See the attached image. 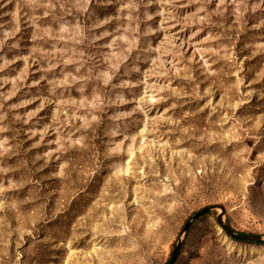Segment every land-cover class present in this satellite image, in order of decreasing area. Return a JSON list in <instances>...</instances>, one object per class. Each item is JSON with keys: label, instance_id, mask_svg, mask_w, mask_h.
<instances>
[{"label": "rangeland", "instance_id": "obj_1", "mask_svg": "<svg viewBox=\"0 0 264 264\" xmlns=\"http://www.w3.org/2000/svg\"><path fill=\"white\" fill-rule=\"evenodd\" d=\"M208 206L264 236V0H0V264H167ZM219 214L176 264H264Z\"/></svg>", "mask_w": 264, "mask_h": 264}, {"label": "bare ground", "instance_id": "obj_2", "mask_svg": "<svg viewBox=\"0 0 264 264\" xmlns=\"http://www.w3.org/2000/svg\"><path fill=\"white\" fill-rule=\"evenodd\" d=\"M98 205L96 204V205L92 206V208L89 209V213L84 218V222L81 224L82 225L81 238H83L84 233H87L85 231L91 230L93 226L95 227V229H93V231L96 230V233H98V232H100V229L101 230H106V229L109 230V227L113 226L117 222L116 218H104L103 213H104V211H106V206H98ZM84 206H85V204L80 206L78 211L84 212L85 209H87L86 207L84 208ZM95 223L99 224L98 227L100 229L97 228V225ZM144 235L145 234L140 235L139 233L134 235V236H136V241H135L136 246H135L134 250L131 251V250H127V249H119L118 253H116V254L118 256L121 255L126 260H129L132 257V255L139 253V252H142L145 248L148 247V243L150 240V239L146 238ZM100 263L101 264H114L112 259L108 258L107 256H104L100 260Z\"/></svg>", "mask_w": 264, "mask_h": 264}, {"label": "water", "instance_id": "obj_3", "mask_svg": "<svg viewBox=\"0 0 264 264\" xmlns=\"http://www.w3.org/2000/svg\"><path fill=\"white\" fill-rule=\"evenodd\" d=\"M218 210L220 211V214L217 216V221L222 228V230L230 237L233 239L237 240H244V241H252V242H263L264 241V236L262 235H248V234H241L236 232L234 229H232L229 225H227L224 222V215H225V209L223 207L219 206H208L197 212L193 217H191L186 224L183 227V230L181 232V235L175 245L174 251L172 253V257L169 261L168 264H176L180 253H181V248H182V243H183V238L190 229L191 225L202 215H205L206 213H209L211 211Z\"/></svg>", "mask_w": 264, "mask_h": 264}, {"label": "trees", "instance_id": "obj_4", "mask_svg": "<svg viewBox=\"0 0 264 264\" xmlns=\"http://www.w3.org/2000/svg\"><path fill=\"white\" fill-rule=\"evenodd\" d=\"M237 241H241V240H237ZM245 242L250 243V244H262V243L252 242V241H245ZM168 263H169V262H168ZM168 263H167V264H168Z\"/></svg>", "mask_w": 264, "mask_h": 264}]
</instances>
